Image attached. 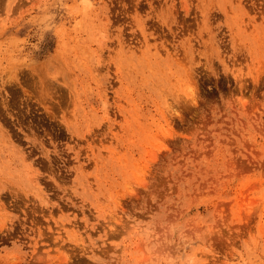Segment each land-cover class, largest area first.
<instances>
[{"label": "rangeland", "instance_id": "374dc122", "mask_svg": "<svg viewBox=\"0 0 264 264\" xmlns=\"http://www.w3.org/2000/svg\"><path fill=\"white\" fill-rule=\"evenodd\" d=\"M0 264H264V0H0Z\"/></svg>", "mask_w": 264, "mask_h": 264}]
</instances>
